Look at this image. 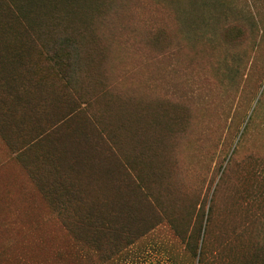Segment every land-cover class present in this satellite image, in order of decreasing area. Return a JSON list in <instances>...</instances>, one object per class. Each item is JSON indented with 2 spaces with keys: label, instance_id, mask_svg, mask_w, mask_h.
<instances>
[{
  "label": "rangeland",
  "instance_id": "obj_1",
  "mask_svg": "<svg viewBox=\"0 0 264 264\" xmlns=\"http://www.w3.org/2000/svg\"><path fill=\"white\" fill-rule=\"evenodd\" d=\"M52 9L0 0V264H264V0Z\"/></svg>",
  "mask_w": 264,
  "mask_h": 264
},
{
  "label": "trees",
  "instance_id": "obj_2",
  "mask_svg": "<svg viewBox=\"0 0 264 264\" xmlns=\"http://www.w3.org/2000/svg\"><path fill=\"white\" fill-rule=\"evenodd\" d=\"M25 1V0H23ZM30 5H33V4H46L47 5V8L50 7V4L52 3V6H53V9L50 11V19L52 21H54V23L56 25H62L64 27H68L71 29L70 26L68 25H73V26H76L79 28L80 31H78L77 33H74L77 35H81V38H82V35H83V32L84 30L82 29L81 25L80 24H84L86 26V34L90 31V26L91 24L94 23L95 20H102L103 19V16L108 12L106 10H108V5H112V0H84V2H89V3H92L93 6L92 8H88V7H85L83 8L81 3L79 2V0H26ZM55 3H60V6L57 7V5ZM98 3H100V5L104 6V9L103 8H99L98 7ZM107 3V4H106ZM40 8V7H39ZM48 10V9H47ZM106 11V12H105ZM72 21V23H71ZM78 22V23H77ZM73 23H76V24H73ZM75 27V29L77 30V28ZM177 116V115H175ZM176 118H180V117H176ZM174 120V118H173ZM177 120V119H176ZM175 121V120H174ZM109 130V129H108ZM115 133H113L112 131L109 130V134L106 138L102 137V136H99L98 138L100 140H104L106 139L107 141H109V146L112 147L111 149L113 151H111L109 148V152L110 154H116V156L118 157V159L120 160V157H121V150H122V141L119 139L118 141V137H115L114 136ZM77 139H74L72 141H76ZM86 141L87 139H84L83 140V144L86 145ZM81 143V141H80ZM81 143V144H82ZM161 144H165V141L163 142H157V141H150V143L146 144L144 147H143V150L144 152L143 153H139L138 155V163L135 164V166L133 167V162L134 160H131V157L130 159L128 160H124V167L126 168L127 171H137L138 168L141 169V164H147L148 162L151 163L152 162V159L153 160H156L155 157L158 156V150L159 148L161 147ZM124 145L127 147L128 149V146L126 145V142L124 141ZM149 146V148H148ZM90 148V147H89ZM91 149V148H90ZM90 149H83V151H85L83 153L80 152V153H76L73 151V153L70 155L71 157V161L73 160L74 158V161H75V165H79V162H83L87 165H85L84 168H87V169H83V170H80L82 172V175L87 178V179H94L95 177H97L98 174H100L101 177H107L109 173H107V169L102 171V172H95V171H92L90 170L89 168L94 164V161H96V159L93 158V156H96V155H99L96 154V155H92V152L94 150H90ZM149 149V150H148ZM157 150V151H156ZM53 151L55 152H58L57 149H54L53 148ZM92 151V152H91ZM147 151H149V153H147ZM82 154V159L79 160L78 156ZM49 155H52V162L54 164H59L57 161H55V154L53 155L52 152L49 151ZM126 153L124 152V154L122 156H125ZM77 157V158H76ZM58 158V157H57ZM151 158V159H150ZM77 159V160H76ZM59 160V159H58ZM88 160V162H86ZM133 161V162H132ZM151 161V162H150ZM121 162V161H120ZM123 163V162H121ZM71 165H69L68 167L70 168ZM69 172V171H68ZM138 177L141 181V176L139 174H137ZM77 176H79L77 174ZM163 177V172L162 170L159 169V178ZM67 178V177H65ZM70 178V177H69ZM70 183V182H69ZM71 185H76L74 183H71ZM74 193H78V192H74Z\"/></svg>",
  "mask_w": 264,
  "mask_h": 264
}]
</instances>
